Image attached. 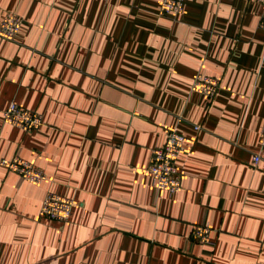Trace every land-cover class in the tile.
Masks as SVG:
<instances>
[{
  "label": "crops",
  "instance_id": "crops-1",
  "mask_svg": "<svg viewBox=\"0 0 264 264\" xmlns=\"http://www.w3.org/2000/svg\"><path fill=\"white\" fill-rule=\"evenodd\" d=\"M0 0V264H264L263 7L258 0ZM198 73L221 80L209 99ZM15 101L43 114L31 131L5 123ZM196 125L201 128L197 129ZM170 129L187 140L181 189L148 174ZM48 191L71 197L67 221L40 215ZM211 228L212 243L191 233Z\"/></svg>",
  "mask_w": 264,
  "mask_h": 264
},
{
  "label": "built area",
  "instance_id": "built-area-1",
  "mask_svg": "<svg viewBox=\"0 0 264 264\" xmlns=\"http://www.w3.org/2000/svg\"><path fill=\"white\" fill-rule=\"evenodd\" d=\"M263 7L260 27L264 30V0H258ZM186 0H162L161 13L181 14L184 11ZM22 19L17 13L8 14L0 22V37L15 40L21 30ZM221 80L217 77L198 73L193 82V89L212 99L220 88ZM5 123L14 125L26 131L38 129L45 125L43 114L38 111L24 109L15 101L2 111ZM200 129V125H196ZM186 136L177 129H170L163 146L153 149L148 174L153 179L158 190H166L171 195L177 193L182 187V173L178 160L185 152ZM264 154V129L261 132L259 149L253 153L252 164L258 166ZM5 168L19 173L24 179L40 183L47 179V175L33 162L17 155L12 158L0 159ZM75 201L71 197L48 191L43 200L40 215L55 220L67 221L73 211ZM193 236L203 243H212L211 228L207 224H198L192 228Z\"/></svg>",
  "mask_w": 264,
  "mask_h": 264
}]
</instances>
